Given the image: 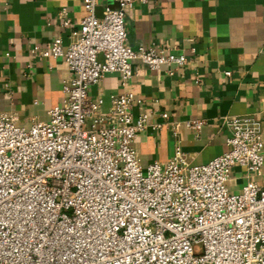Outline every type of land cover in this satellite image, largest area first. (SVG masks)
Here are the masks:
<instances>
[{
	"label": "built area",
	"instance_id": "1",
	"mask_svg": "<svg viewBox=\"0 0 264 264\" xmlns=\"http://www.w3.org/2000/svg\"><path fill=\"white\" fill-rule=\"evenodd\" d=\"M99 1L83 0L68 46L55 38L31 50L63 60L71 74L48 121L24 129L0 116V264H264V187L228 189L235 167L264 174L257 122L224 118L227 151L206 164H189L177 143L164 166L143 168L133 142L148 122L144 112L134 117L133 95L110 96L103 113L88 90L107 74L126 82L136 60L158 71L187 59L128 47L134 0H103L101 19ZM183 125L198 133L203 122Z\"/></svg>",
	"mask_w": 264,
	"mask_h": 264
},
{
	"label": "crops",
	"instance_id": "2",
	"mask_svg": "<svg viewBox=\"0 0 264 264\" xmlns=\"http://www.w3.org/2000/svg\"><path fill=\"white\" fill-rule=\"evenodd\" d=\"M107 4L99 1L96 18ZM84 16L83 0H0V116L24 129L48 121L71 74L63 60L39 58L31 50L55 38L68 46ZM125 20L128 47L187 59L158 71L136 60L126 82L107 74L88 90L91 99L103 100V113L110 96L133 95L134 117L144 112L148 122L133 142L143 168L164 166L177 143L191 165L220 156L227 151L226 117L254 118L264 141V0H134ZM188 121L203 122L200 131L186 128ZM248 181L264 187V174L233 168L229 192L239 193Z\"/></svg>",
	"mask_w": 264,
	"mask_h": 264
}]
</instances>
